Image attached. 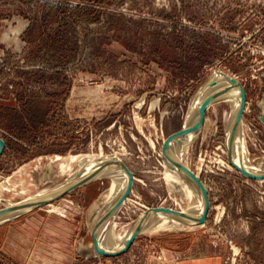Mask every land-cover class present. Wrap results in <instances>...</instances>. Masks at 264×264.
Instances as JSON below:
<instances>
[{
  "label": "rangeland",
  "instance_id": "374dc122",
  "mask_svg": "<svg viewBox=\"0 0 264 264\" xmlns=\"http://www.w3.org/2000/svg\"><path fill=\"white\" fill-rule=\"evenodd\" d=\"M215 69L243 86L241 134L260 160L264 0H0V207L68 181V157L102 154L132 177L118 229L148 209L185 206L168 188L162 145ZM230 111L225 100L209 106L179 156L207 188L203 227L141 233L117 256L84 254L89 209L111 183L101 174L51 201L57 209L1 224L0 264H264V178L229 162Z\"/></svg>",
  "mask_w": 264,
  "mask_h": 264
},
{
  "label": "bare ground",
  "instance_id": "6f19581e",
  "mask_svg": "<svg viewBox=\"0 0 264 264\" xmlns=\"http://www.w3.org/2000/svg\"><path fill=\"white\" fill-rule=\"evenodd\" d=\"M231 77L236 80L237 87L231 85L230 82L222 76L212 74L209 77L189 107L183 127L180 131L181 141H171L168 146V151L163 153V159L166 166L164 177L166 178L168 188L170 191H177L187 197V204L185 203V206H183V204L178 209L174 210L170 208H153L157 210H153L151 212L148 209V211L144 212L129 225L118 229L116 220L119 216L118 214L120 210H122L121 208L123 204L127 199V195L124 196V198H122V195H124V192L128 187L129 179L127 171L123 168L122 160L115 154L75 155L68 157V160L65 159L66 161H62L61 163L62 172L70 174V180L68 179V181L66 180L65 183L62 182L57 184L56 187L50 189L39 190L35 194L29 196L27 195L19 201L4 199L5 202L3 206L0 207V225L9 221H13L21 214L27 212L30 209H34V206H38L37 203L40 201H38L39 198L45 200L49 197L54 198L57 196L59 191L69 188L74 184L80 183L87 178L92 180L99 175L104 174L110 178V186L108 190H105L106 192L102 193L100 198L96 200L93 205H91L92 207L88 212L90 222L89 224H93V227L91 226V232L96 236V244L100 252L96 251L94 243H91L89 245H82L81 251L84 254L102 256V252H118L125 247L127 241L131 238L136 230H139V234H141L153 232L156 233L161 230L171 229L194 230L196 228L203 227L205 222H195L200 218L204 207V199L201 189L198 184L183 169H181L177 162H180L179 156L182 155L181 152L183 153V149L186 148L187 143L191 140L192 134L196 131L199 106L201 102H204L205 110L218 101L225 100L230 102L231 111L229 112L225 129L226 148L235 121L236 112L241 104V91L243 90L244 92L243 86L238 81V79L234 76ZM241 127L242 118L231 142V158L241 169L245 170L246 172L251 174H259L264 171V157L257 161L250 159L246 149L245 139L241 134ZM75 162H77L76 164L79 165V169L73 168ZM51 169L52 168L50 167L47 170ZM195 175L198 176L197 174ZM180 178L181 180H178ZM181 196L182 195H180V197ZM48 205L50 207V211L52 209H57V207L51 202L48 203ZM173 211H179L183 215H177ZM185 216L191 217L193 221Z\"/></svg>",
  "mask_w": 264,
  "mask_h": 264
},
{
  "label": "water",
  "instance_id": "95a60500",
  "mask_svg": "<svg viewBox=\"0 0 264 264\" xmlns=\"http://www.w3.org/2000/svg\"><path fill=\"white\" fill-rule=\"evenodd\" d=\"M213 75H219V76H222L224 77L226 80H228L230 82L231 85H233L234 87H237V83H236V80L231 77L229 74L221 71V70H217L215 69L214 72L212 73ZM263 102H264V94H263ZM244 106H245V93L243 92V90L241 91V104L240 106L238 107V110L236 112V115H235V121H234V124H233V127H232V131H231V134H230V138H229V141L227 143V158L229 160V162L234 166V168L240 172V174L242 176H244L245 178H248V179H254V180H261L264 178V171L259 173V174H251V173H248L246 172L245 170L241 169L231 158V152H230V146H231V142H232V139L236 133V130H237V127L239 125V122L243 116V110H244ZM204 111H205V105H204V102H201L200 106H199V113H198V124H197V128H196V131L193 135V140H195V138L197 137L198 133L200 132L201 128H202V125H203V120H204ZM260 120L261 122L264 123V113L262 115V117H260ZM173 140H176V141H181V137H180V133H178L177 135H173V136H168L164 141H163V145H162V150L163 152H167L168 151V146H169V143ZM192 140V141H193ZM4 142L3 140L0 138V154L2 153L3 149H4ZM177 164L181 167V169H183L197 184L198 186L200 187L201 189V193H202V196H203V199H204V207H203V210L201 212V215H200V218L197 219L195 222L196 223H202V222H205L206 219H207V214H208V211H209V207H210V202H209V197H208V191H207V188L205 187V185L203 184L202 180L196 176L194 174V172L192 170H190L185 164H183L181 161L180 162H177ZM123 168L127 171L128 175H129V182H128V187L126 189V191L124 192V195H122L124 198V196L127 195L128 193V190L132 184V180H131V173L130 171L127 169V167L124 165L123 163ZM90 179L87 178L83 181H81L80 183H77V184H74L72 185L71 187L69 188H66L62 191H59L57 193V196L56 197H49L48 199H41L39 198L38 199V206H34L33 208H39V207H42L48 203H50L51 201L53 200H56L57 198L61 197L62 195L64 194H67L69 192H71L72 190L80 187V186H83L84 184H86L87 182H89ZM51 196V195H50ZM49 200V201H48ZM157 208V207H155ZM153 210H157V209H149V211H153ZM146 212V211H145ZM175 212V214L177 215H183L181 214L179 211H173ZM187 217L188 219H190L191 221H193V219L191 217H188V216H185ZM139 235V230H136L133 235L131 236V238L127 241L125 247L118 251V252H115V253H106V252H102L101 255L102 256H117L125 251L128 250V248L131 246V244L134 242L135 238ZM93 236V243L95 245V250L100 252L99 248L97 247V244H96V236L94 234H92Z\"/></svg>",
  "mask_w": 264,
  "mask_h": 264
},
{
  "label": "crops",
  "instance_id": "0c3cea01",
  "mask_svg": "<svg viewBox=\"0 0 264 264\" xmlns=\"http://www.w3.org/2000/svg\"><path fill=\"white\" fill-rule=\"evenodd\" d=\"M11 235H9L8 233H7V236H6V241H5V243L8 245L9 244V241L11 240V237H10ZM18 246V245H17ZM7 250V253L8 254H10L9 253V250H8V248L6 249ZM202 260V259H201ZM205 261L206 260H202V264H205ZM201 262V261H200ZM149 264H176V263H174L173 261H171V260H168V261H166V262H159V261H156L155 259H151L150 261H149ZM199 264H201V263H199Z\"/></svg>",
  "mask_w": 264,
  "mask_h": 264
},
{
  "label": "flooded vegetation",
  "instance_id": "af4514ba",
  "mask_svg": "<svg viewBox=\"0 0 264 264\" xmlns=\"http://www.w3.org/2000/svg\"><path fill=\"white\" fill-rule=\"evenodd\" d=\"M182 127H183V126H182ZM163 156H164V154H163ZM163 156H162V157H163ZM159 209H162V208H159Z\"/></svg>",
  "mask_w": 264,
  "mask_h": 264
}]
</instances>
